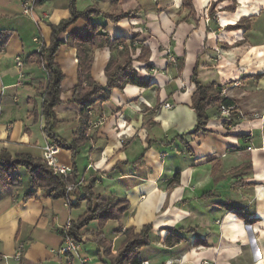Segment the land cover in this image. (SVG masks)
Returning <instances> with one entry per match:
<instances>
[{
  "label": "crops",
  "instance_id": "crops-1",
  "mask_svg": "<svg viewBox=\"0 0 264 264\" xmlns=\"http://www.w3.org/2000/svg\"><path fill=\"white\" fill-rule=\"evenodd\" d=\"M25 1L33 4L0 0V150L41 159L46 143L56 142L46 134L43 116L35 118L46 71L34 52L51 43V24L71 15V0H37L29 13L24 12ZM213 2L217 14L208 20ZM181 4L76 1L80 11L96 5L118 15L140 8L136 17L107 20L108 31L112 39L136 36V55L144 46L150 49L148 61L137 60L135 66L151 85L114 89L108 100L97 101L88 112L91 139L77 158L79 187L96 175V193L129 203L121 218L104 225L93 220L83 228L87 241L80 255L88 264H103L97 257V233L113 243L116 253L124 230L135 227L139 232L145 224L153 227L140 259L150 264L170 259L174 264H264V0H236L234 10L229 8L233 0H194L192 14ZM243 16L253 17L251 29L234 27ZM85 29L83 19L73 23L61 34L65 43L56 54L65 78L55 131L68 141L81 128L83 117L81 106L72 100L78 82L77 50L67 40L71 32ZM111 54L109 46L93 51L92 73L101 84L107 82ZM171 56L185 59L181 73ZM196 66L201 82L221 84L223 94L236 101L235 122L212 103L208 130L192 133L197 122L192 107ZM166 102L173 107H165ZM58 158L74 164L70 149L60 147ZM218 161L221 167L214 171ZM250 163L252 169L240 176L244 182L235 184L240 177L232 172ZM18 173L19 183L10 188L0 183V264H67L58 252L64 241L62 226L86 211V201L71 205L41 188L27 197L31 174L25 166ZM213 190L214 198L204 197ZM227 200L249 212L250 221L221 206ZM20 243L23 254L16 258ZM80 261L75 257L73 264Z\"/></svg>",
  "mask_w": 264,
  "mask_h": 264
},
{
  "label": "trees",
  "instance_id": "trees-1",
  "mask_svg": "<svg viewBox=\"0 0 264 264\" xmlns=\"http://www.w3.org/2000/svg\"><path fill=\"white\" fill-rule=\"evenodd\" d=\"M77 0L70 1V13L67 18H63L57 24H51L52 37L51 43L43 45V47L34 52L37 61L44 66L46 71V82L42 92V104L40 112L35 110V118L39 115L44 118V130L46 134L62 148L70 149L74 158L73 171L70 175L56 172L52 167L43 162L42 158H36L31 154L13 155L9 150H0V183L10 188V185L19 183L20 176L18 170L21 166H25L31 174L32 190L27 193V197L35 194L37 188L47 191L52 198L68 199L71 205H80L86 201V211L76 220L71 221L69 233L75 237L80 243L87 240L84 239L85 232L83 228L91 221L98 220L104 225L109 219H119L129 208L127 200L104 199L100 194L94 191L96 183V175H92L83 187L76 186L74 190L67 192L66 185L68 183L77 184L80 180L81 167L77 158L81 153V149L90 141L87 134L86 122L89 120L88 112L97 101H106L110 98L114 89H123L127 84H135L139 86H150L151 79H144L139 70L135 66V61H148L150 49L144 46L137 54V48L133 44L136 36L130 40L126 37L111 38L107 20L118 22L124 18L136 17L140 8L131 12H106L96 5L89 6L80 11L76 6ZM118 1V0H116ZM182 7L189 8L190 14L194 11V0H181ZM235 2L229 6L235 9ZM216 3L213 2L210 7V18H214L217 14L215 9ZM94 16L105 18V23L97 22ZM83 19L86 23V29L82 32H71L68 35L67 44L76 48L78 58V82L74 86L72 100L81 106L82 125L75 132L72 140L68 141L56 133L55 129L60 121L56 107L63 102L61 98L62 84L65 74L56 61V54L60 47L65 43L61 38V34L66 31L77 20ZM253 17L243 16L234 25L235 28L251 29V21ZM109 46L112 50L111 57L105 68L107 77L106 84H101L93 77L92 67L94 62L93 51L99 47ZM178 71H181L185 65V59L176 58ZM198 67L196 66L192 81L196 85V90L192 96V107L197 114V122L192 133L196 134L200 131H207V124L211 117L209 107L212 103H216L217 110L223 107H231L228 119L233 123L237 117V113L233 110L237 107L234 99L223 94L224 86L217 82L203 83L198 79ZM263 74L258 75L261 77ZM186 148L191 153V148L186 144ZM141 155L136 161H141ZM220 162H216L213 166L214 171L220 169ZM252 169V163L239 169L234 170V176H241L244 172ZM240 177L235 184L243 183ZM216 191H208L204 197H215ZM74 199V200H73ZM73 203V204H72ZM221 206L233 210L236 214L243 217L247 222L250 221L249 212L245 211L242 206L234 201L227 200L221 202ZM152 224H145L139 232L135 227H127L124 230V239L121 242L116 253L112 251L113 243L104 236L97 233L95 241L98 245L97 257L103 264H142L144 260L140 259L143 247L150 244L149 234L152 230Z\"/></svg>",
  "mask_w": 264,
  "mask_h": 264
},
{
  "label": "built area",
  "instance_id": "built-area-1",
  "mask_svg": "<svg viewBox=\"0 0 264 264\" xmlns=\"http://www.w3.org/2000/svg\"><path fill=\"white\" fill-rule=\"evenodd\" d=\"M37 0H33V4H30L29 1H25L23 3L24 5V12L29 13L33 9V5ZM208 20H210V16L208 17ZM38 40V38H36ZM18 65H22V60L20 57H16ZM171 60L176 61V58L174 56H171ZM165 107L171 108L173 107V104L170 102L165 103ZM231 107H223V113L225 115H229ZM60 151V147L51 142L48 141L46 145L43 147V152H42V160L45 162L47 165L52 167L56 172L65 174V175H70L73 171V166L71 164H66L63 163L59 160L58 158V153ZM165 154L163 153V156ZM80 182H77V184L74 183H68L66 185V190L67 192H70L75 189L76 186H79ZM70 203V201H69ZM71 219H68V221L62 226V231H63V236H64V241L60 249L58 250L59 254L64 255L67 264H73V260L75 257L80 258L82 264H88L89 259L87 257H81L80 252L82 249V243L77 241L74 236H72L69 233V229L71 226ZM23 248L24 244L20 243L19 244V249L16 253V258H21L23 254ZM206 264H208L207 261H205ZM142 264H150L149 260H144ZM165 264H174V261L172 259L167 260Z\"/></svg>",
  "mask_w": 264,
  "mask_h": 264
},
{
  "label": "rangeland",
  "instance_id": "rangeland-1",
  "mask_svg": "<svg viewBox=\"0 0 264 264\" xmlns=\"http://www.w3.org/2000/svg\"><path fill=\"white\" fill-rule=\"evenodd\" d=\"M262 19V22L264 23V14L262 15V17H261ZM70 74V73H69ZM69 77L71 78V76L69 75ZM67 81H69V79L67 80ZM56 144V143H55ZM238 177H240V176H238ZM78 258V257H77ZM81 262V261H80ZM81 264H82V262H81ZM91 264H94L93 262L91 263Z\"/></svg>",
  "mask_w": 264,
  "mask_h": 264
}]
</instances>
